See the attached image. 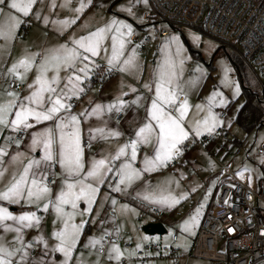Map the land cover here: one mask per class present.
Returning <instances> with one entry per match:
<instances>
[{"label": "rangeland", "instance_id": "1", "mask_svg": "<svg viewBox=\"0 0 264 264\" xmlns=\"http://www.w3.org/2000/svg\"><path fill=\"white\" fill-rule=\"evenodd\" d=\"M47 1L52 3L57 2L61 13L71 14H74L75 11L73 2L79 5L84 3L86 5L84 9L87 12L82 14V16H77L74 23H69L67 26L60 24L61 27L69 31L68 35L64 36L62 41L39 34H32L21 38L24 36L22 29L25 25V23L22 22L23 24L19 34L20 38L15 44L14 54L11 59L8 61L7 55H0V102L13 99V97L6 95L7 91L4 81L14 78L13 76L5 75L8 72V68L14 62L22 57L35 53L36 59L34 63L38 65L42 57L38 56L33 49L43 50L46 55H51L60 45L67 44L68 47H72L73 39L85 36L88 32L106 25L111 18L115 17L118 20H123L131 24L133 27L132 35L136 37L134 41H131L130 37H127L129 43L126 44L124 54L117 62L118 65L123 64L124 59L128 58V54L135 49L137 40L141 39L143 35L149 34L153 38L152 45L148 47L149 56L138 54L135 51V67L121 72L117 66L112 70V76L108 79L113 80L112 82L114 85H112V92L115 98L119 97L121 92L126 94L122 98L127 101H132L137 96L141 97L138 104H130L128 105L129 107L126 106L122 110L124 114L131 109L134 114L130 124L134 137L136 130L140 128L142 124L148 122L147 107L151 103L148 97L150 98L152 96L151 90H153L155 95V74L157 71L164 73L166 78L168 74L172 72L175 73L172 76L171 87L177 90L176 99L180 102L187 99L188 103V111L184 116L182 126L189 135L180 145L181 152L179 153L180 157L178 164L169 166V162H167L163 166L157 167L152 171H144V173L148 174L147 178L142 172L140 179L119 192L113 191L108 182V178L116 176L108 175L109 177H105V182L100 185L97 197L92 202L91 210L88 213H83L85 207L84 201L80 200L77 202L78 207L75 215L71 218V223L80 224L83 220L84 226L80 229L79 239L76 241V247L73 249L72 255L68 258V264H77V257L81 259L82 264H88L89 261L90 264H99V262L96 261L99 245L93 247L89 243V237L102 236L105 230L108 232L110 231L112 225H116L120 231L124 233L127 243H130H128L130 247L136 243L135 239L139 235L143 238L149 237L150 239L146 240V242L151 241L147 244L141 243V249L144 245L149 246L152 242L158 244L159 248L154 249L157 252L150 249L155 255L151 258L147 257L145 260L146 264H153L147 262L149 259L154 258L158 260V258L162 259V257H168L173 253L170 246L177 248V254L190 252L191 249L188 244L196 235L197 227L203 212L202 209L207 203L212 204L214 202L217 190V177L220 173L219 163L221 161L226 162L229 160L230 155L238 151L233 160V170L237 173L239 172L242 176L248 173L249 177H251L250 184L259 181L261 185L264 186V154L257 157L254 156L256 148L264 141V114L259 125L253 126L248 130L239 125L235 120L237 111L240 110L246 100L245 94L253 96L250 92H254L258 97L254 98L251 104L248 102L245 113L254 114L256 110L263 112L264 93L255 76L237 52L229 48H227L228 51L225 52L223 50V45L218 40L206 35L202 30L184 24L174 23L170 25L165 22L153 23L152 19L145 21L142 16L144 13L149 12L148 0H146V2L145 0ZM121 5L124 9L130 7L131 14H129L128 11L121 10L119 7ZM73 17L74 16L68 20H72ZM3 20L5 21V19L0 17V23ZM53 21H57V23L53 24H58V17L53 19ZM60 21H62V19ZM12 47L13 38L10 40L3 38L0 43V52L10 50ZM105 49H107V52ZM19 50L21 56L18 55ZM111 52L112 39L109 35L106 37L104 47L101 48L98 57L95 58V63L98 66L104 65L107 68L106 56L110 55ZM228 52L231 53L236 62H238L239 69L229 61L227 57ZM76 67L79 68L80 64L77 63ZM34 70H36L35 67L30 69L27 74H31L32 77H35V74L32 72ZM20 71H23V69H20ZM94 71L96 70L94 69ZM46 75H53V71L49 69ZM69 75H72V73L66 72L61 68L59 72L60 82L55 85L58 93L65 88V77ZM32 82L33 79H30L25 86L24 96L29 94L30 89L28 85ZM130 87L134 88L136 91L133 93L129 90ZM165 87L167 88L168 85L166 84ZM243 87L251 91L249 92ZM81 97H79V100ZM220 97L226 100L227 103L221 104ZM85 99L86 98L80 100V105ZM148 101L149 105L146 106ZM210 104L213 105L211 111L216 114L218 120L215 130L217 128H222V130L219 134L213 135V133L209 134L201 129V134L197 136V121H204L208 116ZM197 105H200V107L198 108ZM178 107L179 103L175 105V108ZM78 110L79 109L75 107L73 114H79L80 112ZM166 111H171L173 115H176L174 108L166 106ZM122 112L120 111L119 113ZM220 114H225V117L220 119ZM8 115L9 118H11L15 113L13 111ZM64 115V112L60 113L61 117ZM259 118L260 117H258V119ZM78 119L81 121L83 118L82 116H78ZM258 119L256 122H258ZM29 122L32 123L31 120ZM53 124L55 125V120L51 122H41L34 130L31 128L37 124H34L33 127L27 130H23L24 139H20L19 146L15 143V140H5V137H14L16 131H12L8 127L0 130V146L6 149L5 154L0 156V171L3 173L0 175V191L4 190L10 182H12L14 173L17 176L19 175L29 159L40 158L41 153L39 148L33 152L29 147L32 140V133H39L44 128L54 126ZM79 125L81 146H85V148L93 154V149L91 150L89 142L84 144L82 140L84 133H82ZM154 131L158 133L159 129H155ZM108 132L109 131H105L103 135L108 136ZM99 135L101 136V133H99ZM25 139H28V144L23 148L22 142ZM110 139L111 137L106 139V142ZM131 139L132 138L127 139L126 142H129ZM240 142L242 149L238 150ZM156 144L157 140L155 135H153L147 143H143L145 150L140 148V144L137 146V155L143 151L139 157V168L145 166L146 157H152L151 148H154ZM127 151L130 152L131 149L129 148ZM16 153H22V155L19 156L15 162H12V157L16 155ZM56 158V168H53L54 165H52L48 169H32L42 183L46 182L48 177H51V184L46 183L51 188L49 196L53 200L55 199L56 192L61 188L62 182V177L60 175L61 168L58 162V146ZM83 159L85 164L83 171H87L89 161H91L93 157H91V155L85 157L83 154ZM118 162L119 161H117V163ZM133 166H137L136 161ZM115 168H118V165L117 167L115 166L113 170H115ZM42 171L48 172V175L41 177L40 172ZM29 179H31V177ZM117 179L118 177H116L115 181ZM115 181L113 184L111 183L113 186ZM88 182L91 183L92 181L90 180ZM121 187L123 188L124 186L121 185ZM145 192L154 195L170 193L172 197L179 200V203L171 208L153 205L151 201L143 199ZM138 193H140L139 196L137 195ZM181 197L183 198L181 199ZM113 198H115L117 202L115 206L112 204ZM47 199L48 197H45L41 198L39 201H34L33 203H37L38 206H33L30 210L23 209L21 211H11L16 215L24 211H34L40 217L38 225H33L30 228H23V231L21 230L22 240L15 239L17 233L13 229L17 225L13 221H5L3 224H0V244H3L8 249L19 248L21 244L25 246V251H27L28 256L23 261V264H62L65 260L63 253L54 250L55 245L59 243V241L53 236L54 231H59V229L63 227V220L58 217L52 208H48L47 210L44 209L43 205L47 202ZM122 205H128L130 210L128 212H123L121 210ZM0 206L8 208V204L6 203ZM147 207L162 209L160 213H163L161 217H165L164 222L166 226V232L164 234L147 236L140 231L139 228H141L142 222L146 218H160L159 216L151 214V211ZM198 208L199 212L196 215V222L193 224L191 231H184L182 227L183 223L188 221L190 217L197 212ZM63 209L65 212L73 211L70 205H64ZM131 209H135V214L131 212ZM5 225H11V229L6 231ZM173 232L189 243H172L170 238ZM133 234L139 235L133 239L131 238ZM38 237L42 239H37ZM86 244L88 245L87 247ZM163 246L169 248V252L171 253L169 254V252L165 253L162 251L161 247ZM132 249L135 250V247L132 246ZM121 251L123 252L122 249ZM123 254H126V251H124ZM37 256L40 259H38ZM19 259V256L12 257V264H16V261ZM189 260L191 262L189 264H218L214 261L193 259V257H190ZM160 264H162V262H160ZM253 264H262V262H255Z\"/></svg>", "mask_w": 264, "mask_h": 264}, {"label": "snow or ice", "instance_id": "2", "mask_svg": "<svg viewBox=\"0 0 264 264\" xmlns=\"http://www.w3.org/2000/svg\"><path fill=\"white\" fill-rule=\"evenodd\" d=\"M33 5L34 0H0V8L6 6L9 10H14L22 17H27L31 14ZM85 7L86 5L81 3L75 11L79 14ZM119 7L121 10L128 11L131 14L130 7L127 9H124L122 5ZM36 15L39 18V12ZM44 22H48V17H45ZM74 22L75 18L72 20L65 18L62 21H58V23L65 26ZM20 23L21 20L17 17H11L10 21L0 23V37L10 40L15 35ZM53 23H57V21H53ZM132 33L133 27L131 24L113 17L106 25L88 32L85 36L73 39L72 47H68L67 44L60 45L51 55H45L41 58L38 65L34 63L36 54L32 53L14 62L5 74L6 76H13L17 82H22L30 69L35 67L37 72L33 82L28 85L30 92L27 96L20 98L19 93L6 92V95L13 97V99L0 102V130L5 127L10 128L12 131L27 130L33 127L34 124L53 120H55V127L44 128L39 133H32L29 147L33 152L39 148L40 158L29 159L18 176L15 173L13 174L12 182L4 190L0 191V201L19 203L23 200L25 204H32L34 201L48 197L47 202L43 205L44 209L52 208L58 217L63 220V227L59 231L53 232V236L59 241L55 245L54 250L63 253L65 256L62 264H68V258L72 255L73 249L76 247V241L79 239L80 229L84 226L83 220L80 224L71 223V218L75 215L78 207L77 202L83 200L85 204L83 213H88L91 210L92 202L97 197L100 185L105 182V177L108 175L118 177L114 186L110 182V187L116 192L123 191L140 179L142 172L152 171L171 161L174 156L181 152L180 145L189 135L182 126L184 116L188 111L187 99L183 102L178 101L176 99L177 90L171 87L172 76L175 73L168 74L166 78L164 73L157 71L155 74V95L147 107L148 122L142 124L136 130L134 138L119 146L114 155L110 158L92 159L89 161L87 171H83L85 164L80 143L78 128L80 121L78 116H84L85 113L71 114L68 111L72 107L71 100L74 97L78 98L84 92L83 81L89 80L94 74V69L99 67L95 63V58L98 57L101 48L104 47V41L107 36L110 35L112 39V52L106 56L108 67L105 71L110 73L118 66L119 70L124 72L135 67V49L128 54V58L124 59L123 64L118 65L117 63L124 54L126 44L129 43L127 37H130ZM105 51L107 52V49ZM77 63L80 64L79 68L76 67ZM61 68L66 72H71L72 75L65 77V88L58 93L55 85L60 82L59 72ZM20 69H23V71H20ZM49 69L53 71L51 78L46 75ZM166 84L168 85L167 88L165 87ZM129 90L133 93L136 91L131 87ZM124 95L126 94L121 92L119 97L106 105L96 104L92 106L91 111L87 112V116H99L105 110L119 113L126 106L138 104L141 100V97L137 96L134 100L127 101L122 98ZM177 103H179V107L175 108ZM220 103L226 104L227 101L220 97ZM166 106L174 108L176 115H173L171 111H166ZM197 107L199 108L200 105H197ZM212 107L213 105L210 104L208 116L204 121H197V136L201 134V129L209 134L214 133L218 120L216 114L211 111ZM13 111L15 115L9 118L8 114ZM61 112L65 113L62 117L60 116ZM30 120L32 123L29 122ZM155 129H159L158 133H155ZM91 131L93 138L96 132L101 133L102 139L121 135L116 130H109L108 136L103 135V129H93ZM153 135H155L157 140L155 155L151 158L146 157L144 167L135 168L133 164L137 160V146L141 143H147ZM12 139H15V143L19 146L20 139L5 137L6 141ZM57 146L62 182L61 188L56 192L53 200L49 196L51 188L46 182L42 183L32 169H48L57 163ZM129 148L131 149L130 153L127 151ZM5 152L6 149L0 146V156H3ZM21 155L22 153H16L12 157V162H15ZM119 160H123V162L120 163L119 168L113 170L115 162ZM2 174V171H0V175ZM237 174L239 175L240 173L238 172ZM47 175L48 172L46 171L40 172L41 177ZM30 177L31 179H29ZM90 180L92 181L91 183L88 182ZM250 180L251 177H249V182ZM121 185L124 187L122 188ZM137 195L139 196L140 193ZM143 199L151 201L153 205L169 208L179 203V200L172 197L170 193L154 195L145 192ZM116 203L115 198H113V206ZM64 205H70L73 211L65 212L63 209ZM121 210L128 212L130 209L128 205H122ZM131 212L135 214V209H131ZM198 212L199 208L188 221L183 223L184 231H191L193 224L196 222ZM5 221H13L17 225L13 229L17 233L15 239L22 240L21 230L38 225L40 217L34 211H24L16 215L7 208L0 206V224ZM9 229H11V225H5V230ZM119 231L120 229L117 228L116 232L118 233ZM229 231L231 232L232 229H229ZM108 235L109 232L105 230L100 237H89V243L93 247L99 245L103 248L104 239ZM37 239L42 238L38 237ZM144 239L149 240L150 238L144 237ZM140 248L141 244L138 242L136 249ZM108 252L109 259L115 260L119 264L123 257V252L115 242L111 244ZM134 254L135 250H133L132 255ZM15 256L20 257L16 264H23V261L28 256L23 244L15 249H8L3 244H0V264H12V257ZM77 264H82L79 257H77Z\"/></svg>", "mask_w": 264, "mask_h": 264}, {"label": "built area", "instance_id": "3", "mask_svg": "<svg viewBox=\"0 0 264 264\" xmlns=\"http://www.w3.org/2000/svg\"><path fill=\"white\" fill-rule=\"evenodd\" d=\"M149 12L144 13L145 21L152 19L153 23L184 24L198 28L206 35L218 40L226 49L237 52L250 68L261 90L264 93V0H148ZM163 33V32H161ZM135 35L130 39L135 40ZM153 38L149 34L137 40V52L149 56L148 47ZM1 79V78H0ZM101 84L97 76H92L83 83L84 94L98 95L93 87ZM7 86L12 90H20L21 84L11 79ZM78 98L71 100L74 106ZM115 113L113 120L120 117ZM225 114H220L223 119ZM217 128L213 135L221 132ZM24 132L16 131L13 138L22 139ZM15 140V139H12ZM240 145L238 150H241ZM238 151L230 155L226 162L221 161L220 173L217 177V190L214 202L207 208L199 224L193 246L185 258L195 256L212 260L218 264H264V186L249 183V174L238 175L232 168L233 160ZM264 154V141L256 148L254 156ZM180 155L169 162V166L179 163ZM109 177V176H108ZM116 177L108 178L114 183ZM51 184V177L46 180ZM110 185V184H109ZM156 213L157 209L150 207ZM112 213V212H111ZM229 229H232L230 232ZM173 234L171 239L176 240ZM117 242V238L108 235L104 239V247H98L102 254L108 243ZM126 248L129 246L127 244ZM150 247L159 248L158 244ZM145 248L148 245H144ZM165 253L166 246L161 247ZM146 264V256L136 254ZM119 264H131L122 258Z\"/></svg>", "mask_w": 264, "mask_h": 264}, {"label": "crops", "instance_id": "4", "mask_svg": "<svg viewBox=\"0 0 264 264\" xmlns=\"http://www.w3.org/2000/svg\"><path fill=\"white\" fill-rule=\"evenodd\" d=\"M78 6H79V4L73 2V7L75 9ZM37 12H39V18H37V15H36ZM82 12L83 13H79L80 15H77L78 13L75 12V11H74V14L61 13L59 11V4L57 2H53L52 3V2L47 1V0H34V5H33V8L31 10V14L29 16H27V17L20 16L14 10H9L6 6L0 8V17L5 19V21H10L11 17H17L18 19L21 20V23H20L18 29L16 30L15 35L12 37L13 38V47L10 50H7V51H1L0 55H7V60L8 61L11 59V57L14 54L15 44H16L17 40L20 38L19 34H20V31H21V26L23 24L22 22H24L25 25L23 26V29H22L23 33H24V36L21 37V38L27 37V36L32 35V34H39V35H42V36H45V37H52V39L62 41L63 37L67 36L69 31L66 28L61 27L60 23L53 24V22H52L53 19L58 17V19L60 21L61 19L64 20L65 18L69 19L72 16H74L73 18H77V16H82V14H84L87 11H85V9H84ZM45 17H48V22L47 23L44 22ZM5 21L3 20L1 23L5 22ZM26 21L28 22V24H27ZM2 40H3V37H0V43H1ZM33 50L37 53L38 56H40L42 58L46 55L43 50H35V49H33ZM135 51L137 52V45H135ZM18 55L21 56L20 50L18 51ZM95 70L96 71H94L93 75L96 76V73H99L97 75V77L100 79L101 76H103V74H104L103 72H106L105 71L106 67L104 65H100ZM32 72L35 74V76L37 75L36 70H34ZM112 73L113 72L111 71L110 75L105 77L104 80L100 79L101 80V84L99 86L93 87L94 92H98V95H94V94H84V95H82L80 100L83 99V98H86L83 101V103L80 105L81 101L79 100L78 104L76 106H74L73 112L69 111L70 113L73 114L74 111H75V107H77L79 109L78 111L80 113H82V112L85 113V115L82 116L83 119L80 121L79 127H80L82 133H84V136L82 137V140H83L84 144H86V142H89L91 150L93 149V154H92V153H90L91 151H88V149L85 148V146L84 147L81 146L82 150H83V154L85 155V157L91 155V157H93V159H96V158L100 159V158H104V157H109L110 158L112 155L115 154V152H116V150H117V148L119 146L124 145L126 143L127 139H130V138L134 137V134H133V132H132V130L130 128V124H131V121H132L133 115H134L132 113L131 109H129V111H126L124 114L121 111L122 113H120L121 114L120 118L117 119V120H113L114 119L113 116L115 115L116 111L108 112L107 110H105L99 116H96V115L87 116V112L91 111L92 106H94L96 104L106 105V104L112 102L114 99H116L115 95H113V92H112V90H113V86L112 85H114L113 82H112L113 80L112 79L108 80L112 76ZM47 76L49 78H51L52 75H47ZM12 79L15 80V78H12ZM30 79H34V77H32L31 74H26L25 79L22 82H18L22 86V88L20 90H18V91L8 88L7 81L11 80V79H8L7 81H4V83L6 84V91L7 92H13L14 91L16 93H19V97L23 98L24 97L23 93H24L25 86L27 85V83L29 82ZM139 92H142V91H139ZM151 94H152V96L150 98L148 97L149 101L152 100V98L154 96L153 90H151ZM149 101H148L146 106L149 105ZM85 116H87V118H85ZM86 120H87V122H86ZM39 124H37L36 126H34L31 129L34 130L35 128L38 127ZM51 127L54 128L55 125L51 126ZM93 129H103L104 132L105 131H109V130H116L121 135L118 136V137H111V139L108 142H106V139H102L101 136L99 135L100 132H96L95 133V137L93 138V133L91 131ZM19 131H23V130H19ZM86 138H87L88 141L86 140ZM27 144H28V139H25L22 142V147L23 148L26 147ZM20 148H21V146H20ZM140 148H142V150H145L144 146H143V143L140 144ZM151 151H152L151 155L153 157L155 155V146H154V148H151ZM141 153H139L137 155V160H136L137 166H135V167L138 168V169H140L138 164H139V159H140L139 157H140ZM122 162H123V160H119L118 163L115 162V166L117 167V165H118V168H119L120 163H122ZM56 167H57V163L54 164L53 168H56ZM143 174H144V176L146 178L148 177V174H146L144 172H143ZM252 184H254L256 186H262L259 181L255 182V183H252ZM5 203L8 204V208L7 209L9 211H21L23 209L30 210L31 208H33V206H38L37 203L25 204V203H23V201H21L19 203H9L7 201H0V205H5ZM210 205H211V203H207L205 205V207H203V209H202L203 212L201 214V219L199 221V224H200V222H201V220L203 218L204 213L206 212L207 208ZM9 206H10V208H9ZM147 208H149V210L151 212L149 210L148 211L151 214H153L154 216H159L160 218H158V217H156V218L153 217L152 219L151 218H148V219L146 218L142 222V225L144 223L148 222V221H151V220L160 221V222H162V224L164 225L165 230H166V226H165V222H164L165 217H161V215L163 213H156L155 211L150 209V207H147ZM152 208H154L156 210L158 209L159 211H162V209L157 208V207L156 208L152 207ZM198 227H199V225H198ZM198 227H197V230H198ZM117 228L118 227L116 225H114V226L112 225V227L110 228V231H109V233H110L109 235L110 236H114V237L117 238L116 244H117V246L119 247L120 250L122 249L123 252L126 251V254H123L122 258L127 259L128 262L130 261L131 264H142V261L136 255L137 252H140L142 256H146V257H150V258L155 255V254H153L154 253L153 251H156V250H154L155 248L150 247V246H148L147 248H145L143 246L142 249L141 248L140 249H136V244L138 242L140 244L141 243L142 244H147V243L151 242V241L150 242H146V240L143 237H141L139 234H137V235L133 234V236L131 237V238L135 239V237L139 235L135 239L136 243L132 245V246L135 247V254L134 255L130 254V253H133L132 246L130 247V245H129L130 243L129 242H128L129 244L127 243L124 233H122L121 231H119L118 233L116 232ZM139 229H140V231L142 233H144L141 230V228H139ZM196 233H197V231H196ZM173 234H174V232L171 234V237H172ZM144 235L150 236L149 234H146V233H144ZM194 239H195V237L189 243V242L185 241V239H181L179 236H177L176 240H172L170 238L172 243H177V242H179L180 244L181 243H184V244L185 243H189L188 246L190 245V247H189L190 249L193 246ZM9 242H11V241H9ZM111 244L112 243H108L106 245V248H105V250H104V252L102 254H99L97 252V257H96L97 260L96 261L99 262V264H117V262L115 260L109 259L108 249L111 247ZM125 244H127L129 247L126 248ZM170 248H171L173 253L169 252V254L170 253L171 254L168 257H162V259L158 258V260H155L153 258V259H149L147 262L148 263L151 262L153 264H156L157 262H159L157 264H160V262H162V264H181V263L182 264H189V263H191L190 260H189L190 257H193V259H197V260H201V261H212V260H208V259L200 258V257H195V256H188L187 258H185L184 255L188 254L189 252L184 253V254H180V253L177 254L178 253L177 248H173V246H170ZM150 249H152L153 251L150 250ZM176 251H177V253H176ZM37 258L40 259L38 256H37ZM88 264H90V261L88 262Z\"/></svg>", "mask_w": 264, "mask_h": 264}, {"label": "trees", "instance_id": "5", "mask_svg": "<svg viewBox=\"0 0 264 264\" xmlns=\"http://www.w3.org/2000/svg\"><path fill=\"white\" fill-rule=\"evenodd\" d=\"M170 25H173V24H170ZM198 29V28H197ZM223 50L225 51V52H227L228 50L223 46ZM227 57H228V59H229V61L237 68V69H239V65H238V62H236V60H235V58H234V56L231 54V53H227ZM104 74H103V76H101V78L100 79H103L104 80V78L105 77H107V76H109L110 75V73H107V72H103ZM99 73H96V76L98 75ZM92 76H95V75H92ZM244 89H246V90H248V88H246V87H243ZM249 92L251 91V90H248ZM253 96H251V95H247V94H245V97H246V100L244 101V104L241 106V108H240V110L239 111H237V115H236V117H235V120L237 121V123L239 124V125H241L243 128H245V129H250L251 127H253V126H258L259 125V123L262 121V116H263V114H264V109H263V112H259V111H255V113L254 114H249V113H245V111L247 110V106L246 105H248V102L251 104V102H253V100H254V98H256V97H258L257 96V94H255L254 92L252 93V92H250ZM255 95V96H254ZM262 114V115H261ZM258 117H260L259 119H258ZM258 119V122H256V120ZM241 144V142L239 143V145Z\"/></svg>", "mask_w": 264, "mask_h": 264}, {"label": "water", "instance_id": "6", "mask_svg": "<svg viewBox=\"0 0 264 264\" xmlns=\"http://www.w3.org/2000/svg\"><path fill=\"white\" fill-rule=\"evenodd\" d=\"M141 230L144 233L149 234V235H154V234L161 235V234L165 233V231H166L162 222L154 221V220H151V221L144 223L141 226Z\"/></svg>", "mask_w": 264, "mask_h": 264}]
</instances>
